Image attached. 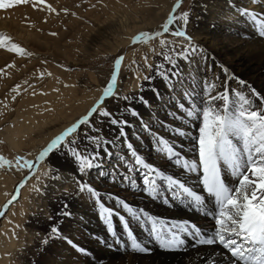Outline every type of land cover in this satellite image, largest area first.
Segmentation results:
<instances>
[{
	"label": "snow or ice",
	"instance_id": "obj_1",
	"mask_svg": "<svg viewBox=\"0 0 264 264\" xmlns=\"http://www.w3.org/2000/svg\"><path fill=\"white\" fill-rule=\"evenodd\" d=\"M29 3L33 8L58 14L57 8L47 0H0V10ZM59 11L68 14L69 10L61 8ZM71 14L76 15L75 12ZM201 17L206 21L203 31L226 28L228 35L241 41L240 47L245 43L264 46V0H189L186 9L183 0H174L158 30H140L128 36L127 44L116 53L108 54L112 61L109 72L82 113L37 151L15 154L12 158L0 154V169L21 175L14 192L5 193L10 198L0 207L7 209L12 205L30 179L33 182L29 192L34 194V199L45 207L49 201L59 205L56 214L51 209L45 212L41 208L42 223L46 225L44 235L35 233L41 249H50L59 241L85 257L90 255L85 247L61 231V217L72 215L66 201L86 195L95 201L105 235L111 238L109 242L101 237L99 243L115 253L131 251L140 256H152L153 245L170 253H185L189 247L196 250L217 246L219 254L197 252L187 264H192L193 259L197 264H264V87L257 91L189 34L188 25L192 19ZM173 25L176 27L172 28ZM170 32L172 39L166 37ZM156 40L159 50L153 45ZM140 46H147L150 53L161 56L162 60L151 62L148 53H143L139 61L133 58L124 65L127 48L131 47L135 53ZM0 48L20 56L33 55L4 32H0ZM122 65L126 69L136 66L138 88H143L140 81L160 78L169 99L180 111V116L172 112L169 115L179 120L182 127L162 126L175 136L187 138L190 150L183 154L165 137L152 132L143 120L141 128L149 134L154 148L181 170L184 179L146 162L128 141L125 126L129 121L122 117L124 114L140 116L130 106L131 101L138 100L146 108L150 105L142 95L121 93ZM14 66L9 63L5 67L11 69ZM5 67H0V73L8 75ZM45 72L41 71L40 76ZM230 81L237 87L231 88ZM149 87L157 99L163 101V94L151 84ZM10 91L13 93L11 99L15 101L21 85L15 84ZM177 96L181 102L177 101ZM117 112L121 115H116ZM106 125L110 132L118 127L119 135H111V138L102 135ZM193 130L195 135L191 134ZM120 138L126 145L128 157L120 155L118 160L129 173L143 169L140 191L153 201L159 200L166 206H171L170 200L178 201L185 210L209 218L214 223L207 226V231L190 219H166L134 207L119 197H115L116 204L124 209L128 218L101 202L100 192L83 178L92 170L97 173L92 178L96 181L119 180L132 190L138 187L133 177L119 172L116 167L105 170L108 161L103 156L112 155L109 145L118 147ZM191 178L196 180V187L188 185L187 180ZM114 215L119 220L122 235H118ZM129 219L146 234V240L138 239ZM68 231H71L70 222ZM63 255V252H54L41 264H67L66 260L57 259ZM105 261L119 264L115 255L93 257L88 264H105Z\"/></svg>",
	"mask_w": 264,
	"mask_h": 264
},
{
	"label": "bare ground",
	"instance_id": "obj_2",
	"mask_svg": "<svg viewBox=\"0 0 264 264\" xmlns=\"http://www.w3.org/2000/svg\"><path fill=\"white\" fill-rule=\"evenodd\" d=\"M47 1L51 2V0ZM173 3L174 0H130L128 4L133 7L131 14H129L130 16L128 17L124 14L123 18L120 17L121 20L116 23V25L120 24L123 28H128L130 30L126 34V37H123L124 40H122V43H120L126 45L128 36L133 35L140 30L151 29L162 22V20L166 18V14L170 11ZM2 12L3 11H0V31H2V28L5 27L6 24ZM205 23L206 21H204L203 17L199 20L194 18V20L188 25V30L193 33L194 37L198 39L200 43L204 44L214 55H216L217 60L221 63H225L232 71L240 75L242 79H245L250 85L255 87L257 91H260L261 88L264 87V46H261L259 43H245L243 47H240L241 41L234 35H228V29L217 28L214 31H203ZM249 32H251L250 28ZM16 33H18L17 37L23 39L25 34L24 30L18 28ZM116 47H118L117 44ZM143 49L145 50V53H147L146 51L148 50V47L144 46L137 50V54L142 55ZM115 50L116 49H114V51ZM129 57L131 59L130 53H127L126 61ZM181 63L183 64V61H181ZM135 67L136 66L134 65L133 68ZM129 72L130 71L126 72V68L122 65L123 78L121 82V93L123 94L129 92L128 90L130 87L128 86V83L129 80H131ZM155 83L156 88L163 94V101L157 99L151 89L145 91L144 97L149 102L150 107L146 108L138 100H133L131 106L140 113V116L132 117L130 114L123 115V119L129 121V124L125 126L127 139L133 144V147L137 149L138 153L145 158L146 162L161 168L168 174H174L177 178L184 179L185 177L181 176V170L174 166L173 163H169L166 160V157L160 152H157L149 134L142 131L141 128V120H143L144 123L149 125L152 132L169 140L170 143L174 145L176 151L183 154V152L190 150L187 138L175 136L162 126L163 124L177 127H182L183 125L179 120L174 119L173 116L169 115V112L175 113L177 116H180L181 113L176 107V104L169 99V94L164 87L163 81L161 82V79L158 78L155 80ZM131 85V88L137 87V79L131 80ZM229 85L231 88L237 87L234 81H230ZM134 95L137 96V94ZM177 101L181 102L179 101L178 96ZM91 102L92 101L90 100L86 103L84 108H82L81 113ZM217 103L219 104L220 102ZM17 114L18 115H16L7 126L3 127L2 120H0V134L5 140L6 143H4L7 144L11 153L15 152L22 154L37 151L40 146L44 145L52 136L62 130L63 127L80 113L76 114L70 121L64 120L63 124H61L60 121L61 117L58 118L57 114L52 116L45 114L43 117L42 115H33L30 112ZM9 118L11 117L7 114L4 119L8 120ZM56 124H58V126L54 128V125ZM58 128L60 129L56 133ZM112 132L113 135H119V130H114ZM191 134L195 135V131L193 130ZM109 149L112 152V155L110 157L103 156V159L108 161V163L105 164V170L108 171L113 167H116L119 172H123L133 177L138 185L143 169H138L129 173L123 163L118 160V156L120 155H123L126 158L128 157L127 148L123 143V138H120L118 147L113 148L109 145ZM155 153L159 154L155 156ZM96 175V171L92 170L83 178L92 183L96 190L101 187V185H97L104 182L106 189L103 190V192L105 194H111L113 198L110 199L109 195H106V200H101V202L104 203L106 207L112 208L114 212H119L128 218L124 209L116 204L115 197L117 196L114 195L115 193L113 192L114 190L117 191L118 189H122L125 184L121 183L119 180L117 182H111L109 179L96 181L92 179ZM19 178L20 174L15 171L0 169V205L8 197L5 193L9 194L11 187L15 182L19 181ZM32 182L33 181L30 179L26 186L21 189L18 200L9 207L7 214L1 221L0 264H18L22 259H24L23 264H32L27 256V253L29 254L27 249L16 250L20 245L23 246L25 240L28 241L31 239L29 237L33 235L32 224L26 225L23 223L22 219L25 215H28L27 213H34L35 209L39 207L38 202L40 201L34 199V194L29 192ZM187 183L193 187H196L197 185L194 178L188 179ZM136 190L128 191V193L132 195L128 201H126L125 198L121 199L134 207L144 208L149 213L166 219H190L199 226H204L205 231L208 230V225L214 223L213 221H209V218H204L190 210H185L178 201L172 202L170 200L171 206H166L159 200L153 201L147 196H144L138 188ZM41 204L43 203L41 202ZM68 210L72 215L67 218L61 217V221H63L61 224V231L65 235H68L69 238L73 239L75 243L85 247L90 255L85 257L83 254H79L75 250L69 249L67 246L62 245L57 241L49 250L41 249L42 251H45V253L42 255L41 260L39 262L34 261V264H41L43 259L49 258L54 252H63L64 255L57 256V259L66 260L67 264H88V261L92 260L93 257H107L109 255H115L119 264H187L188 259L194 258L197 252L207 254L215 252L216 254H219V248L217 246H203L198 247L196 250H192L191 247H189V250L185 253H170L160 250L155 245H153L154 253L152 256H140L131 251L126 253H115L99 243L101 237L108 239L109 242H111V238L106 237L105 235L104 223L100 219L94 200L89 199L86 195L78 198L74 197L71 201H68ZM68 222L71 224L70 232L68 231ZM113 222L117 227L118 235H122L119 231V220L115 215L113 216ZM129 223L135 234L138 236V239L146 240V234L140 229V227L130 219ZM17 228H19L18 232L15 231ZM25 237L26 239L22 240V238ZM19 259L21 260L19 261ZM97 264H99V262H97ZM105 264H107V261H105ZM192 264H197L195 259H193Z\"/></svg>",
	"mask_w": 264,
	"mask_h": 264
},
{
	"label": "rangeland",
	"instance_id": "obj_3",
	"mask_svg": "<svg viewBox=\"0 0 264 264\" xmlns=\"http://www.w3.org/2000/svg\"><path fill=\"white\" fill-rule=\"evenodd\" d=\"M130 0H51L48 2L53 7L57 8V13H49L46 10L40 8H33L31 3L17 5L9 10L3 11L2 15L5 17L6 24L2 28V31L6 35H10L13 41L19 43L27 51L33 53L31 57L20 56L15 53H9L6 49L0 48V67H5L6 64L14 63V67L8 69L5 67V71L8 75L0 73V120H2V126H7L11 123L12 119L18 115L17 113L30 112L33 115L47 114L52 116L58 115L61 124L64 120L70 121L76 114L81 113L82 108L92 97L96 96V89L102 86L104 77L109 72L111 59L108 58V54L116 53L122 46L123 37L130 31L128 28H123L119 22L120 17L123 15L130 16L133 7L128 4ZM95 4L93 8L91 5ZM189 0H183V7H188ZM67 8L68 14L60 12L59 9ZM75 12L73 16L71 13ZM164 20V19H163ZM162 20V22H163ZM194 18L192 19V21ZM191 21V22H192ZM122 22V21H121ZM157 24L153 28L144 29L158 30ZM190 22V23H191ZM192 26V25H191ZM175 28L176 25L171 26ZM24 30L25 34L23 39L17 37V29ZM16 31V32H15ZM51 32H56V36L50 35ZM190 35H193L189 31ZM168 39H172L171 32L166 34ZM121 42V43H120ZM154 46L159 50L158 40L153 42ZM116 44L118 47H116ZM140 46L139 48H143ZM138 48V50H139ZM114 49H116L114 51ZM127 53H130L131 59L140 60L141 55L133 52L131 47L127 48ZM145 53V50H142ZM150 57L151 62H160L161 56L153 55L148 50L146 51ZM130 57L125 59L124 65L129 64ZM134 66V65H133ZM127 68L126 72L131 75V80L137 79V73L135 68ZM45 75L40 76L41 71H45ZM51 73V75H48ZM140 81L143 88H131V80H129L128 86L129 92L127 94L137 96L142 95L145 97V91L150 89L151 86H155V80ZM27 81V83H25ZM162 82V80H161ZM19 83L21 85V91L17 99L13 101L11 99L13 93L10 89ZM156 87V86H155ZM58 89V91H56ZM133 101H131L130 106ZM6 105V106H5ZM127 106V105H122ZM9 109V110H6ZM14 110V111H13ZM4 114V115H2ZM10 115L11 118L4 119L5 116ZM116 115H121L119 112ZM124 118V117H122ZM6 124V125H5ZM1 126V128H2ZM58 124L54 125V128ZM58 128L56 130H59ZM115 130H119L118 127ZM113 132H110L106 125L102 129V135L106 138L111 137ZM2 139V140H1ZM5 140L0 134V154H3L9 158L18 154L12 152L4 143ZM159 152V151H157ZM14 153V154H13ZM155 153L154 155H158ZM21 179L20 178L18 180ZM142 174L138 183V189L143 184ZM19 181L15 182L11 187L9 194L14 192L15 186ZM27 184V183H26ZM101 187L97 188L101 194V200H106V195L103 190L106 189L104 182L98 184ZM26 186V185H25ZM132 191L128 184H125L122 189L113 191L117 197L125 198L128 201L132 195L128 193ZM137 191V190H136ZM21 192V191H20ZM144 195V194H143ZM20 196V194H19ZM18 196V198H19ZM145 196V195H144ZM7 198H10L9 196ZM4 200L0 206H3L6 201ZM17 198V200H18ZM144 199V198H143ZM16 200V201H17ZM14 201L13 203H15ZM95 202V201H94ZM47 206L38 202L39 207L35 209L34 213H27L28 215L23 217V223L26 225L32 224L33 235H31L28 241L25 238L23 246L20 245L18 250L27 249L31 262H39L45 251H42L39 247V239L35 233L39 232L41 236L44 235L43 228L46 226L43 224L44 211L53 210V214L58 211L59 205L55 201L46 202ZM68 204V201H66ZM4 209L0 207V227L1 221L7 214L9 207ZM43 206V207H42ZM38 216V217H35ZM209 221H211L209 219ZM34 222V223H33ZM17 228L15 231L18 232ZM1 234V233H0ZM49 250V249H48ZM36 253V255H33ZM21 259H19L20 261ZM24 259L18 264H23Z\"/></svg>",
	"mask_w": 264,
	"mask_h": 264
}]
</instances>
